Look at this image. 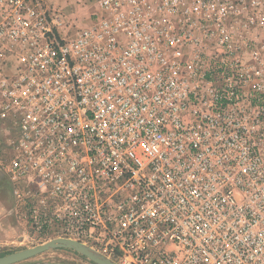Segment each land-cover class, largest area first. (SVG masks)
Wrapping results in <instances>:
<instances>
[{
    "label": "built area",
    "instance_id": "built-area-1",
    "mask_svg": "<svg viewBox=\"0 0 264 264\" xmlns=\"http://www.w3.org/2000/svg\"><path fill=\"white\" fill-rule=\"evenodd\" d=\"M75 36L0 0V171L29 237L117 264H264V0H94Z\"/></svg>",
    "mask_w": 264,
    "mask_h": 264
},
{
    "label": "rangeland",
    "instance_id": "rangeland-1",
    "mask_svg": "<svg viewBox=\"0 0 264 264\" xmlns=\"http://www.w3.org/2000/svg\"><path fill=\"white\" fill-rule=\"evenodd\" d=\"M50 7L62 13L63 31L75 36L90 20L94 0H45ZM40 244L29 237V228L23 211L13 199L11 186L0 171V258L36 247ZM19 264H94L70 249H50Z\"/></svg>",
    "mask_w": 264,
    "mask_h": 264
},
{
    "label": "water",
    "instance_id": "water-1",
    "mask_svg": "<svg viewBox=\"0 0 264 264\" xmlns=\"http://www.w3.org/2000/svg\"><path fill=\"white\" fill-rule=\"evenodd\" d=\"M70 249L87 258L94 264H117L100 255L87 245L71 239H53L36 247L0 258V264H19L47 252L50 249Z\"/></svg>",
    "mask_w": 264,
    "mask_h": 264
},
{
    "label": "crops",
    "instance_id": "crops-1",
    "mask_svg": "<svg viewBox=\"0 0 264 264\" xmlns=\"http://www.w3.org/2000/svg\"><path fill=\"white\" fill-rule=\"evenodd\" d=\"M5 178H7L6 176H5ZM8 180V179H7ZM9 182V181H8ZM14 199V198H13Z\"/></svg>",
    "mask_w": 264,
    "mask_h": 264
}]
</instances>
